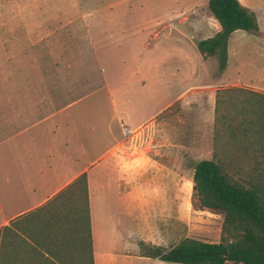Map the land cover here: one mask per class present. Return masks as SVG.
Here are the masks:
<instances>
[{
	"label": "crops",
	"instance_id": "0c3cea01",
	"mask_svg": "<svg viewBox=\"0 0 264 264\" xmlns=\"http://www.w3.org/2000/svg\"><path fill=\"white\" fill-rule=\"evenodd\" d=\"M171 1L158 0L160 18L175 15L190 30L188 10L181 4L173 12ZM140 2L0 0V229L36 214L85 174L91 264H174L140 252L141 244L173 247L166 244L173 234L172 186L122 182L107 160L124 140L123 129L140 130L174 103L184 108L227 88L264 86V67L250 75L242 72L253 67L249 57L230 59L231 38L243 32L234 31L225 69L205 71L210 85L193 88L191 97L189 90L174 95L167 42L183 33L169 32V21L170 28L159 25L156 12L137 8ZM238 2L255 14L259 32L250 33L249 50L264 61V0ZM205 17L191 24L196 42L219 30ZM209 58L199 56L202 64Z\"/></svg>",
	"mask_w": 264,
	"mask_h": 264
},
{
	"label": "rangeland",
	"instance_id": "374dc122",
	"mask_svg": "<svg viewBox=\"0 0 264 264\" xmlns=\"http://www.w3.org/2000/svg\"><path fill=\"white\" fill-rule=\"evenodd\" d=\"M140 1L144 2L138 3L137 8H147L156 12L159 25L172 23V28L166 25L170 28L169 32L176 29L183 33L181 40L171 36L167 42V47L173 54L167 68L172 73L174 95L189 90L191 97L193 90H197L193 88L209 86V77L205 71L218 72V60L213 56L203 64L200 62L201 53L196 48L197 37L194 34L198 30L191 27L193 21L203 20L205 16L210 15L205 4L207 0L203 2L188 0L185 4L179 0L168 2L167 5L173 12L181 9L182 5L188 10L190 30L187 24H177V20L181 18L175 15L172 18L161 19L158 0ZM240 1L243 5L251 4V0ZM250 35L238 32L232 36L229 50L230 59L234 57L237 62L244 61L246 57L250 58L253 67L244 66L242 72H247L248 68L247 73L252 75L255 68L264 67V61L257 60L250 52L251 45L248 44L249 39L251 40ZM178 52L182 57L177 56ZM199 76L203 78L199 79ZM243 76L245 77L244 74ZM246 77L252 80V77L248 75ZM236 89L242 90L227 88L212 96L205 95L204 102L201 104L199 102L198 105L194 104L193 100L185 103L184 108L174 103L154 121L136 132H131L107 160L109 167L115 173L119 172L122 182L125 181L124 177H128L129 182L138 181V184L151 188L172 186L174 218L172 238L166 242L169 247L175 246L184 237L206 242H217L220 237L221 215L201 209L192 197L190 180L197 160H213L230 179L237 182L258 174L262 166L264 86L239 85ZM192 106H195L194 109ZM60 203H56L55 206L58 220L61 219L62 223L67 221L71 227H78V235L84 236L85 215L82 212L84 199L81 193L76 192L72 199L64 201L62 205ZM162 206L163 213L165 208L163 204ZM56 221L57 219L54 222ZM42 224V219L37 214L27 216L11 225L10 230L0 235V253L8 255L16 247L17 253L14 254L16 259L24 261L26 258L34 264L32 252L24 241H34L38 235L37 229ZM140 252L146 253L142 248Z\"/></svg>",
	"mask_w": 264,
	"mask_h": 264
},
{
	"label": "trees",
	"instance_id": "16d2710c",
	"mask_svg": "<svg viewBox=\"0 0 264 264\" xmlns=\"http://www.w3.org/2000/svg\"><path fill=\"white\" fill-rule=\"evenodd\" d=\"M206 8L219 30L211 38L197 42L196 48L204 57L215 56L218 73H221L226 66V43L230 34L238 30L257 34L259 28L254 12L243 7L238 0H207ZM261 153L263 159L259 173L241 182L230 179L211 159L200 160L193 166L192 197L201 209L222 217L216 243L184 238L167 251L141 244L140 248L146 251L143 256L174 264H264V149ZM76 192L84 199V236L78 235V227L59 221L55 212L56 203L62 205ZM37 212L42 213L43 224L37 229L34 241H24L32 252L34 264H91L85 174L56 193L34 211V215ZM8 230L9 227H2L0 235ZM15 248L8 255L0 253V264H32L26 258L24 261L16 259Z\"/></svg>",
	"mask_w": 264,
	"mask_h": 264
},
{
	"label": "built area",
	"instance_id": "2783aa9c",
	"mask_svg": "<svg viewBox=\"0 0 264 264\" xmlns=\"http://www.w3.org/2000/svg\"><path fill=\"white\" fill-rule=\"evenodd\" d=\"M122 134H123L124 138H128L131 135V133L128 129H123Z\"/></svg>",
	"mask_w": 264,
	"mask_h": 264
}]
</instances>
